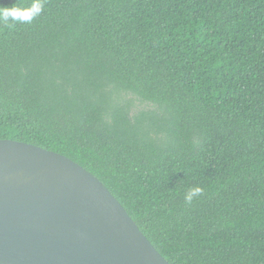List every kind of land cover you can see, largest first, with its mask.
<instances>
[{"label": "trees", "instance_id": "trees-1", "mask_svg": "<svg viewBox=\"0 0 264 264\" xmlns=\"http://www.w3.org/2000/svg\"><path fill=\"white\" fill-rule=\"evenodd\" d=\"M43 4L0 23V139L77 162L170 264H264V0Z\"/></svg>", "mask_w": 264, "mask_h": 264}, {"label": "water", "instance_id": "water-1", "mask_svg": "<svg viewBox=\"0 0 264 264\" xmlns=\"http://www.w3.org/2000/svg\"><path fill=\"white\" fill-rule=\"evenodd\" d=\"M0 264H170L69 157L0 139Z\"/></svg>", "mask_w": 264, "mask_h": 264}, {"label": "clouds", "instance_id": "clouds-1", "mask_svg": "<svg viewBox=\"0 0 264 264\" xmlns=\"http://www.w3.org/2000/svg\"><path fill=\"white\" fill-rule=\"evenodd\" d=\"M44 9L43 0H32L28 7L18 6H3L0 7V23L5 26H11L12 22L21 24L31 23L37 16H39ZM203 193L200 186L192 187L184 193V201L186 204H191L193 200Z\"/></svg>", "mask_w": 264, "mask_h": 264}]
</instances>
